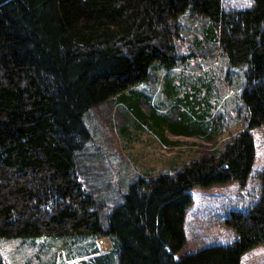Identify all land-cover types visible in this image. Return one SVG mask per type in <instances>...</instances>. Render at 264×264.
<instances>
[{"label": "trees", "instance_id": "trees-1", "mask_svg": "<svg viewBox=\"0 0 264 264\" xmlns=\"http://www.w3.org/2000/svg\"><path fill=\"white\" fill-rule=\"evenodd\" d=\"M201 19L205 43L195 40L197 52L182 54L177 41ZM216 50L243 74L242 128L212 156L133 181L105 214L106 202L86 188L80 169L93 142L90 112L114 100L138 129L152 128L164 141L166 130L208 139L224 124L210 118L219 80L214 67L208 84L183 81L177 94L168 84L180 111L173 123L171 111H143L133 88L190 65L192 56L215 57ZM260 128L264 0L241 10L224 8L222 0H0V238L90 239L102 264L113 253L114 264H242L243 255L264 246V165L255 169ZM233 182L255 185L249 206L222 217L236 241L177 259L192 190ZM104 238L112 248L101 254L97 242ZM0 264H6L1 256Z\"/></svg>", "mask_w": 264, "mask_h": 264}, {"label": "rangeland", "instance_id": "rangeland-1", "mask_svg": "<svg viewBox=\"0 0 264 264\" xmlns=\"http://www.w3.org/2000/svg\"><path fill=\"white\" fill-rule=\"evenodd\" d=\"M252 1L222 0V4L226 9L241 10L251 6ZM196 23H188L190 29L185 31L184 39L177 41L184 55L193 54L195 49L197 52L195 40L203 44L206 41V21L201 19ZM214 53L216 56L210 59L204 58L205 55L192 56L190 65H181L174 71L159 72L155 81L133 88L142 95L143 111L158 115L171 111L173 114L168 117V121L173 123L178 120L180 111L168 96V84L176 87L177 90L173 92L176 94L182 86L196 80L208 84V72L214 67L218 71L219 80L213 88L210 118L216 124H224L220 132L208 139L198 136L179 137L166 130L164 135L167 141H164L152 128L138 129L135 122L127 117L121 104L114 100L90 112L87 126L91 130L93 142L88 145V152L79 158L80 169L84 173L81 178L89 191H95L98 198L106 202L105 214L111 213L114 206L122 201L121 194L128 191L133 181L141 177L173 173L193 160L212 156L222 149L231 135L242 128L239 95L245 85L243 74L229 64L226 66L224 61L228 59L221 56L218 50ZM204 61L212 62L204 65ZM183 81L187 84L183 85ZM173 93H170L171 96ZM254 138L257 170L264 165V128L254 131ZM254 187L249 184L241 186L238 182L209 188L195 187L192 190L194 200L185 219L186 244L175 257L181 258L209 245H232L237 235L223 224L222 217L230 209L249 206V188ZM90 243V239L86 242L67 237L0 238V256L6 264H102ZM97 246L101 254L112 248L107 238L100 239ZM114 259L116 261L117 255L113 253L108 258L110 262L105 264H114ZM241 263L264 264V246L248 251L243 255Z\"/></svg>", "mask_w": 264, "mask_h": 264}]
</instances>
